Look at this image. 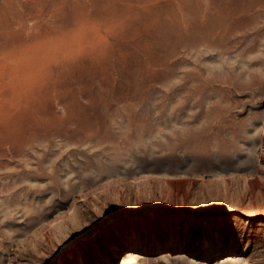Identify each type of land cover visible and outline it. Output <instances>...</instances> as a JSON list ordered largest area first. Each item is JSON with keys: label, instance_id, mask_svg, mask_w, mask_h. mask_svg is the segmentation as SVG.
<instances>
[{"label": "rangeland", "instance_id": "obj_1", "mask_svg": "<svg viewBox=\"0 0 264 264\" xmlns=\"http://www.w3.org/2000/svg\"><path fill=\"white\" fill-rule=\"evenodd\" d=\"M157 228L129 264H264L261 0H0V264Z\"/></svg>", "mask_w": 264, "mask_h": 264}, {"label": "bare ground", "instance_id": "obj_2", "mask_svg": "<svg viewBox=\"0 0 264 264\" xmlns=\"http://www.w3.org/2000/svg\"><path fill=\"white\" fill-rule=\"evenodd\" d=\"M261 3H262V6H264L263 5L264 4V0H261ZM229 12H230V10H229ZM182 20H183V18H182ZM217 24H219V23H217ZM225 32L226 31H222V32L215 33V34H217L215 36V39L223 40L226 37V35H225L226 33ZM256 152H257V150L255 149L253 151V153H252L251 156H245V157L234 156V159H235L234 163L237 164V167H239V166H245L244 169H243V172H244L243 175H249L251 172H253V170H254V168L256 166V160H255V156L257 154ZM249 162H251V163H249ZM247 163H249V165H247ZM234 170H238V168H235ZM168 175L169 174H167V176ZM169 231H170L169 235L171 237H175V234L176 235H179L178 233H176V230L174 228H171ZM221 231H222V228L220 227L218 230H216L213 233H207L205 231H196L197 233H195L192 230H190L189 227L186 226V227L183 228L182 234L183 235H186V236H193L195 239L199 240V243L200 244H203V245H206V246H210L213 243L218 242L221 239ZM158 234H160L158 228L157 229H151V231H147L146 234H145V236H144V238H143V240L141 241L142 244L139 243V245H137V247L135 246V248L130 249L128 251H125L122 254L121 257L123 259L121 261V264H129V263L134 262L135 259L137 257H139V254H138L139 253V250L143 249L142 247L146 246L148 243L156 240Z\"/></svg>", "mask_w": 264, "mask_h": 264}]
</instances>
